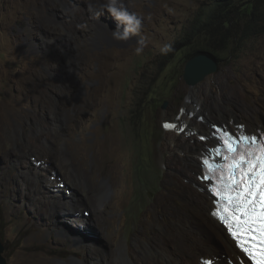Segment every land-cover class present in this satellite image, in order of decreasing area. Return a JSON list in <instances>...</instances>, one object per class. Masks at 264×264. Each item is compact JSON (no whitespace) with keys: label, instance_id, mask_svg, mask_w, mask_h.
Instances as JSON below:
<instances>
[{"label":"rangeland","instance_id":"obj_1","mask_svg":"<svg viewBox=\"0 0 264 264\" xmlns=\"http://www.w3.org/2000/svg\"><path fill=\"white\" fill-rule=\"evenodd\" d=\"M14 1L0 0V236L7 264H108L111 252L110 264H134L127 245L138 229L143 232L138 248L145 255L159 258L148 250L150 238L158 235L183 247L190 238V213L202 214L205 197L200 192L194 197V186L180 176L185 162L164 148L169 129L163 125L175 126L184 103L191 102L190 90L197 88L211 121L224 125L216 116L233 113L238 120L231 124L247 121L250 129L258 119L264 128V35L215 54L213 79L190 87L184 67L202 40L194 46L189 34L196 13L211 0H122L142 20L140 55L135 54L137 36L115 40L100 25L112 31L116 21L107 12L98 16V7L88 11L89 4L106 0ZM30 36L33 52L20 48ZM47 36L54 37L55 47L42 44ZM166 43L172 51L162 55ZM18 67L36 68L57 82L45 90L49 99L27 94L28 75ZM17 72L20 83L15 82ZM52 104L55 108L47 111ZM197 113L193 120L210 130ZM37 155L49 157L41 171L62 176L68 184V195L59 192L62 204L52 202L49 211H39L31 189L18 181L20 160H30L34 170ZM38 183L47 189L42 177ZM66 203L73 212H89L79 236L90 241L85 244L89 251L67 236L78 226L63 218ZM212 243L220 249L219 242ZM220 252L238 264L228 247Z\"/></svg>","mask_w":264,"mask_h":264},{"label":"bare ground","instance_id":"obj_2","mask_svg":"<svg viewBox=\"0 0 264 264\" xmlns=\"http://www.w3.org/2000/svg\"><path fill=\"white\" fill-rule=\"evenodd\" d=\"M59 25H61V24H59ZM100 26H102L105 30H107L110 33V36H112V32L109 30V28L106 27V25L101 24ZM57 33H59V32H57ZM30 38H31V36L28 37L27 40L21 41L22 43H20V48H27L33 52L34 49L32 48L33 47L31 44L32 42L29 41ZM47 38H48V36H47ZM42 44L43 45H52L51 47H53V46L55 47L54 37H50L48 39L43 38ZM14 63H16V62H14ZM12 69L10 68L11 71H12ZM18 69H22L21 71H23L26 75H28V78L26 77V79L24 81L25 88L27 90V94H29V95L35 94L37 97L41 98L40 100H44V98H46V97L48 98V95L46 94L47 91L45 92V90H47L46 88L48 85H53L56 81L54 82V80L50 79L46 75V73H43L36 68H32L30 71L27 70L26 68H22V67H18ZM14 71L15 70H13V72ZM26 75H24V76H26ZM21 76H22L21 72H17L16 76H15V82L20 83L21 81H23V79L22 80L20 79ZM210 79H213V78H210ZM110 83H112V82H110ZM188 98L191 99V102L190 103H187V102L184 103L183 108H182L183 110L180 111L178 116L175 117L176 120L174 121V123H175L174 129L169 128V130L166 133L164 148L170 152V155L174 154L179 158V160L182 163L185 162L184 165L179 169V171L181 173L180 176H182V174H183V178L186 179L189 184L194 186L195 190L192 191L195 194L194 197L200 196L199 192L202 193V196L205 197V200L202 202V205L206 209H202L201 215L190 213L189 219L191 220V224H190L189 228H187V234L190 236V238L184 242L183 247H181L180 245L176 246L175 243L171 242V240H167L163 236L161 237L158 235L157 237L150 238V242H148V250L153 249L159 258H155L153 256L150 257L148 254H147L148 255L147 256V255H145V253H143L138 248V241H139L138 239L142 236V233H143L141 229H138V230H134V232L132 233L133 241L128 243V245H127L128 252H129L128 257H129V259L131 258V260L133 261L132 263H134V264H203L202 259H205V258H213L216 262L222 263V264H232L231 263L232 258L228 259V256L225 253L220 252L222 249H224V247H228L229 254L232 255L233 257H235L238 264H247V262H245L243 260V258L241 257L240 252L236 249L234 243L232 241H230L228 239V237L226 236L224 228L220 224L216 223L210 215V211L213 208V204H212V201L209 199L208 194H210V196L215 198V199L221 198V196L219 197L220 194L218 195V193H215L213 191V189H210L209 184L202 181L204 176H205V173L201 174L200 162H199V159H197V158H199V156H204V154H203L204 149H202V147L208 148V147H212V145L214 144V141L211 138L212 129L210 128V126L208 124L211 121L212 114H211V112L206 111V108L203 104L204 98L200 97L197 88L190 90ZM193 102L195 103V105H194L195 109L193 108L191 110V115H190V109L188 110V108H191L190 106L193 105ZM42 103L43 102H41V104ZM198 106H199V110L197 109L198 110L197 111L198 113H197L196 107H198ZM42 108H43V106H42ZM54 108H55V106L52 104V105L47 107V111L51 110V112H52V109H54ZM35 110L36 109H34L33 112L38 111V110L37 111H35ZM195 113H197L198 115L203 117V122L208 124V127L210 128V130H208V128H205L203 126V123H198L197 121L193 120L192 115H194ZM216 118L220 119L224 123V125L234 123V121L238 120V118H235L233 113H231L229 115H225L224 113L218 114L216 116ZM237 123L240 124L241 122H237ZM171 124H172V122H171ZM246 124L249 125V122L247 123V121H246ZM172 125H174V124H172ZM236 125H237L236 123L231 124V126H234V127ZM250 126H252V127L256 126V127L250 128L251 130H253V129H256L258 127H261V123L258 119H255V120L251 121ZM180 131H182V132L180 133ZM202 135L205 136V137H203V139L201 138ZM256 136L258 138L263 137L264 133H259ZM194 141H198L200 146L199 145L194 146ZM97 145H98V147H101L102 142L97 143ZM111 146L112 145H110V147ZM200 149H202L201 152H200ZM176 150L181 151L183 153V156L181 157V155H179ZM38 156H39V158H37ZM44 159L49 160V157L37 155L36 157L33 158V163L35 165V169L37 168V170H35V169L32 170V165H31L30 160H27V159L20 160L21 169H20L19 174H18V181L23 186H25V189L29 188L32 190V191L30 190L29 195L32 197L33 202H36L39 205L38 207L41 208V209H38L39 211H43V210L47 211L49 205L52 202H54V201L59 202V200H58L59 199L58 198L59 192H62V193L64 192L66 195H68V192H69L68 187H67L68 184H66V179H63L62 176L56 177L54 175H47L45 171H41L42 170L41 169L42 164L45 161ZM188 161H190L189 164H187ZM38 163L41 164L39 167L37 166ZM171 166H174V164L171 163L170 167ZM198 175H200V176H198ZM40 177H42V179L45 181V185L47 187L46 190H42L41 185L38 183V180L40 179ZM33 189H34V192H33ZM71 199L72 198H68L67 202H70ZM60 203H61V201L59 202V204ZM221 206L223 207V205H221ZM71 208L72 207L68 203L65 204V209L61 212L63 218L64 217L69 218L77 224L82 223L85 225V221H87L88 217L90 216L88 210L87 209H79L78 211L74 210L77 212H73V209H71ZM151 210L152 209H144L143 212L144 213H146L147 211L151 212ZM93 212L95 213V217L97 218V220H103L104 221V219H102V217L99 216V213L96 210H93ZM143 212H142V214H143ZM71 214H72V216H70ZM80 232H81L80 229H78L75 232L78 237L81 236ZM199 232L204 233L206 238L209 239L211 242H213V241L219 242L220 249L215 248V250H214L212 248L214 246V243H212V244H211V242H210V244H209V242L206 243V241H204L202 239L201 234H200V237H198ZM191 237H193V239H191ZM72 239L76 241V239H74V238H72ZM58 241H60V240L58 239ZM82 249L89 251V247L87 245H84V244L82 245ZM205 255H207L208 257H205ZM112 256H113V252H111L109 254V257L107 259L108 264H110Z\"/></svg>","mask_w":264,"mask_h":264},{"label":"snow or ice","instance_id":"obj_3","mask_svg":"<svg viewBox=\"0 0 264 264\" xmlns=\"http://www.w3.org/2000/svg\"><path fill=\"white\" fill-rule=\"evenodd\" d=\"M163 127L174 126L164 123ZM242 141H247L243 149ZM227 152L232 153V163L228 165L231 183L225 186L228 213L223 220L227 224L230 217L236 225L234 229L227 224L228 230L252 264H264V137H238L234 145L229 141ZM225 159H229L227 153ZM203 264L211 261L205 260Z\"/></svg>","mask_w":264,"mask_h":264},{"label":"clouds","instance_id":"obj_4","mask_svg":"<svg viewBox=\"0 0 264 264\" xmlns=\"http://www.w3.org/2000/svg\"><path fill=\"white\" fill-rule=\"evenodd\" d=\"M97 7L99 8V12H97L98 16L103 15L105 12H107L116 21L117 27L111 31L112 37L115 40L126 42V41H129L131 36L138 37V40L136 41L137 46L135 47V54L140 55L143 52L144 46H145L144 38L140 35L142 20L136 14L129 12L123 6L122 0H106L105 3L98 4V5L89 4L88 11L96 12ZM171 51H172V45L170 43H166L160 48V53L162 55H167ZM201 118H202L201 120H203V117ZM209 126L212 129L211 138L214 141V144L212 147L204 148V151H203L204 156H199L201 174L204 173L203 165L207 161L209 163V167L212 168L213 174L216 175V173L218 172V175L213 181H206L205 176H204L202 181L209 184L210 189H213V191L219 190V189L221 191V189H227V187L223 188L216 182V180H220L226 174L225 171H222V167H223L222 160L225 159V154L227 153L228 157L232 156V153L227 152L228 141L229 140L237 141L238 137H241L244 135H247V136L255 135L256 136L259 133H264V128L258 127L256 129L249 130V128L246 126L245 123L237 124L234 127L231 125L219 124V123H216L215 121H210ZM225 133H227V135H225ZM246 144H247V141H242L240 144L241 149H243ZM211 182H214V184L212 185ZM222 198L223 197L221 196V199ZM209 199L212 201V204H213V208L210 211V215L212 219L224 228L226 236L228 237L230 241L234 243L236 249L240 252L241 257L244 258L243 260L247 262V264H252V261H250L247 255L237 246V241H235L232 234L227 229L226 225L220 219L224 209H222V206L219 205V203L215 201V198L209 195ZM76 226H78V229H81V228L84 229V226L82 227L80 224H76ZM77 230H75L74 232L70 231L67 234V236H71L72 238L76 239V241L73 240L75 244L85 245L87 242H90L87 239L85 240V239L78 237L77 234L75 233ZM64 231H66V229H64ZM91 242L93 243L94 241H91ZM0 243L4 247V251H5L4 240L3 238H1V236H0ZM79 247L77 249H79ZM205 260H210L211 264H217L213 258L202 259L203 262Z\"/></svg>","mask_w":264,"mask_h":264},{"label":"trees","instance_id":"obj_5","mask_svg":"<svg viewBox=\"0 0 264 264\" xmlns=\"http://www.w3.org/2000/svg\"><path fill=\"white\" fill-rule=\"evenodd\" d=\"M189 35L194 46L202 40L192 57L204 53L216 61L215 54L264 35V0H211L196 13Z\"/></svg>","mask_w":264,"mask_h":264},{"label":"water","instance_id":"obj_6","mask_svg":"<svg viewBox=\"0 0 264 264\" xmlns=\"http://www.w3.org/2000/svg\"><path fill=\"white\" fill-rule=\"evenodd\" d=\"M218 70L216 61L204 53H199L191 57L184 67L183 78L190 87L200 84L205 79H210L211 76ZM167 106L165 101L162 108ZM4 247L0 243V264H7L5 257L2 255Z\"/></svg>","mask_w":264,"mask_h":264}]
</instances>
